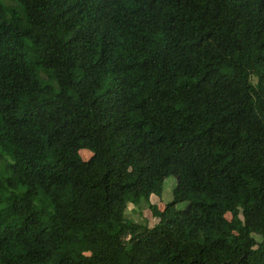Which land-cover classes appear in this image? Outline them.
I'll return each mask as SVG.
<instances>
[{
	"label": "trees",
	"instance_id": "obj_1",
	"mask_svg": "<svg viewBox=\"0 0 264 264\" xmlns=\"http://www.w3.org/2000/svg\"><path fill=\"white\" fill-rule=\"evenodd\" d=\"M0 264H264V0H0Z\"/></svg>",
	"mask_w": 264,
	"mask_h": 264
},
{
	"label": "rangeland",
	"instance_id": "obj_2",
	"mask_svg": "<svg viewBox=\"0 0 264 264\" xmlns=\"http://www.w3.org/2000/svg\"><path fill=\"white\" fill-rule=\"evenodd\" d=\"M82 156L85 159H89L91 157V152L84 148L80 150ZM177 183V177L174 175H170L165 178L164 185H163V192L161 196H151L150 201L154 205L160 209L165 218H168L173 211L177 209H184L186 207V203H180L178 205H172V196H173V189L176 186ZM210 200V199H209ZM127 216L129 218H132L136 221H140L142 219L148 220L150 225H153L157 223L160 219V217L153 216L152 212L147 204L135 206V205H129L127 209ZM227 218H231V214H226Z\"/></svg>",
	"mask_w": 264,
	"mask_h": 264
}]
</instances>
